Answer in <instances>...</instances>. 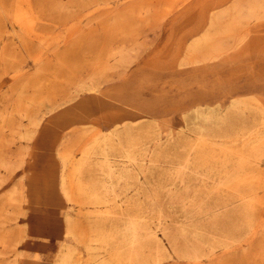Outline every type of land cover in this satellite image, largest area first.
Returning a JSON list of instances; mask_svg holds the SVG:
<instances>
[{
    "label": "bare ground",
    "instance_id": "bare-ground-1",
    "mask_svg": "<svg viewBox=\"0 0 264 264\" xmlns=\"http://www.w3.org/2000/svg\"><path fill=\"white\" fill-rule=\"evenodd\" d=\"M12 1L11 11H7L5 0H0V23L5 19L13 22L19 28L16 35L26 45L33 39L46 42L51 35L41 31L39 25L53 15L39 14L38 0ZM158 5L163 8L164 20L179 13L181 32L188 37L184 41L187 44L191 41L184 56L187 62L184 60L179 65L217 64L213 73L223 84H230L239 72L264 79V0H142L108 13L102 19V34L88 44L89 53L95 58L87 63L86 74H80L79 67L71 71L64 56L59 58L60 65L54 69L48 84L42 78L44 70L51 69L46 65L40 66L34 79L20 81L7 94L6 103L15 102L13 111L20 119L28 120V125L18 126L20 139L37 142L38 150L47 153L48 164L43 171L35 163L30 165L25 174L30 195H20L25 192L24 188L9 191L0 203V219L6 216L5 202L31 204L34 208L33 193L42 184L56 213H60V201L65 200L66 211L61 219L64 240L55 264H152L151 258L155 262L164 261L171 257L165 255L159 231L172 242L178 256L190 264H199L202 258L212 257L216 248L228 250L247 241L257 205H263L259 198L264 193L263 175L250 169H257L264 161V98L233 94L226 106L198 105L190 116H185L187 120L192 119L190 127L182 130L177 138L173 133L166 134L165 142L159 125L147 115L125 111L124 116H117L106 111L108 98L104 96L101 82L110 71L135 62L130 52L118 50L120 25L135 15L151 17L154 10H159ZM54 8L61 12L66 9L60 5ZM205 13L209 14L207 21L197 29L188 27L198 15ZM6 33L0 24V37ZM79 40L73 34L67 45L70 48ZM182 42L176 39L174 46H182ZM228 42L233 45L228 46ZM179 49L177 55L182 53ZM229 51L233 57L224 60L222 56ZM14 59L7 47L0 49L1 64L8 65ZM165 60L164 56H155L147 66L164 68ZM46 85L74 88L65 97L68 103L74 101L71 107L49 119L44 118L45 114L39 118L28 113L22 101L26 91L32 89L34 95L43 99L40 103H50L54 93L44 91ZM28 100L33 103L37 99L29 97ZM48 108L52 111L55 105ZM97 116L109 118L108 130L99 126ZM14 118L8 109L0 113V188L6 181L1 170L9 171L13 166L3 150L6 140L2 135L13 130ZM151 145L155 149L150 154ZM25 153L32 154L30 149ZM163 156L169 164V175L180 180H173L169 185L159 184L155 189L149 180L139 179L143 174H152L156 161ZM24 163L21 159L17 165ZM187 176L201 181V189L194 188L192 180H183ZM131 190L135 191L133 196ZM163 194L171 203L186 206L184 215L189 223L177 221L171 230ZM85 208L90 213L83 223ZM20 215L27 220L19 212L10 218L17 229L0 230V246L5 250L0 255H13V264L25 261L26 254L18 246L29 239L32 230L28 222L19 223ZM234 215L238 219L232 222ZM201 219H207L204 222L212 229L227 222L231 227L222 234L199 232L196 227ZM55 232L61 235L59 230ZM47 233L39 232V235ZM200 235L208 240L203 241ZM78 245L91 258L83 260ZM258 247L260 251L255 256L264 264V238Z\"/></svg>",
    "mask_w": 264,
    "mask_h": 264
},
{
    "label": "rangeland",
    "instance_id": "rangeland-1",
    "mask_svg": "<svg viewBox=\"0 0 264 264\" xmlns=\"http://www.w3.org/2000/svg\"><path fill=\"white\" fill-rule=\"evenodd\" d=\"M56 2V3H55ZM108 2V4H107ZM142 0H38L37 12L39 14L48 15L52 14L53 17L48 21L41 22L39 29L44 33L50 34L46 42L40 43L38 39L31 40L28 45L24 44L19 36L16 35L19 28L13 24L9 19H5L2 26L5 27L7 33L0 37V49L7 47V49L14 55L15 59L10 61L8 65L0 63V113L8 109L12 112L14 123L11 131L3 133L2 137L6 140L3 143V150L7 158L13 162V166L9 171L1 170L2 177L6 180L3 187L0 188V203L3 202L5 195L9 193L13 188H24L25 192H21V196H29V185L25 174L29 172V167L32 163H35L39 171H43L48 164V155L45 151L38 150L37 142H26L20 139L18 132V126L20 123L28 125V120L20 119L19 115L13 111L15 109V102L11 101L7 104L5 98L11 90L17 86L21 81L34 79L38 73L41 65H46L51 68L50 70H44L42 78L44 83L48 84L54 76V69L59 67V58L67 56L69 69L72 71L76 67H79L80 74H86V66L90 60L95 56L89 53L88 44L92 39H96L97 35L102 34L101 21L107 18L108 13L120 11L124 6L141 3ZM12 0H5L7 5V11H11L9 8ZM55 5L64 6L66 9L62 12L54 10ZM159 10H154L151 17L145 15H135L126 23L120 25V36L118 40V50H124L130 52L135 62L129 66H119L113 71L109 72L107 78L101 82V87L104 92L106 100V111L112 115L124 116L125 111H134L136 113L144 114V111L139 106H124L118 104H112V102H123L126 104L128 99L134 98L136 102L146 99V101L152 105L151 116L147 115L150 120L156 122L163 136V142L166 141V134L173 133L175 138L180 135L182 130H187L192 123V119L185 118L190 116L192 109L198 105H217L221 103L226 106L229 101V97L233 94H242L244 97L252 98L259 97L264 98V80L257 85L259 77L249 76L245 73L239 72L238 75L230 82V84H223L217 80L213 73L217 83L222 88L211 90V98H208L204 92H209V88L204 89L193 88L194 83L199 85V82L195 79H189L190 76L186 73H179L175 70L177 67H190V68H202L206 69L211 66V70L217 68L219 65L208 64L206 67L202 65H179L182 61L187 62L185 58L186 47L189 43H185L181 32V17L179 13L172 14L168 19L162 18L163 8L158 5ZM61 12V13H58ZM199 18L193 22V29H197V26L203 24L209 18V14L198 15ZM103 19V20H102ZM226 22V21H225ZM223 22V23H225ZM79 36V41L69 48L67 40L71 35ZM176 39L183 41L182 46H174ZM228 46H232V42L227 43ZM6 45V46H5ZM230 46V47H231ZM97 48V47H94ZM180 48L182 53L177 55V49ZM94 51V50H93ZM37 55V58L34 56ZM233 52L229 51L225 53L222 58L229 60L233 57ZM33 56V57H32ZM155 56H164L165 67L160 69H153L147 66ZM45 67V66H44ZM160 70H167L164 72H158ZM134 71L144 72L138 73L134 76ZM155 73L150 75L149 73ZM253 78L254 82H244L240 88L241 80L247 81ZM18 78V79H17ZM247 79V80H246ZM144 81V82H143ZM196 81V82H193ZM20 82V83H21ZM253 85V86H252ZM55 86V85H54ZM51 87L46 85L44 91L54 93L51 97L50 103H40L43 101L38 95H34L32 89L26 91L25 97L22 99L23 108L28 109V113L41 117L45 114V119L57 116V114L66 107H71L72 103H68L65 97L74 91V88L60 86ZM252 86V87H251ZM10 87V88H9ZM56 88V89H55ZM54 90V91H52ZM11 94V93H10ZM29 97H36V101L29 103ZM76 101V100H75ZM48 105H55V109L50 111ZM99 126H108L104 130H108L110 126V120L108 117L97 116ZM96 118V120H97ZM187 120V121H186ZM39 138H37V141ZM10 141V142H8ZM27 149H30L32 154L30 156L25 155ZM154 145H151L149 153L154 152ZM151 156V155H150ZM24 159L23 166L17 165L18 162ZM156 169L152 174L142 175L139 179L149 180L155 189L159 184L169 185L176 179L170 176L169 164L166 162L164 156L160 157L155 163ZM219 171V170H217ZM263 175L261 180H264V161H262L257 169H250ZM147 177V178H146ZM183 180H192V185L196 189H201L203 183L196 178L189 176L184 177ZM179 189L182 186L176 184ZM138 185L136 186V188ZM44 184L40 185V188L36 187L33 193L34 208L31 204H21L18 202H5V217L0 219V230L5 229H17L14 221H10L17 213L25 214L27 220L23 215H20L19 223L24 224L28 222L31 226V232L29 239L24 244L18 246L19 251L25 252V261L20 264H55L59 259V250L61 243L64 240L63 228L64 223L61 220L64 212L66 211L67 202L61 200L60 213H56L53 204L49 201V197L45 193ZM134 190L130 191V195L133 196ZM143 197V195H140ZM164 203H166V213L168 215L167 223L170 224L171 230H174L175 223L178 221L184 222L185 220L184 209L182 203H171L168 196L164 195ZM263 205H257L256 212L253 216L255 218L254 226L247 235V241L231 249L216 248L212 257H204L199 264H262L261 259L255 256V253L260 251L259 244L264 238V193L259 195ZM186 205L188 204L185 203ZM188 207V206H187ZM89 208L83 209V223H86ZM57 214V215H55ZM86 219V220H85ZM190 219V218H188ZM238 219L237 215L232 216V222ZM207 219H201V223L196 227L199 232L205 231L207 233L215 232L216 234H222L224 229L231 227L229 222L225 226L220 225L217 229H212L207 224ZM54 223V224H53ZM53 227V228H52ZM188 228H191L190 226ZM232 229V228H230ZM52 230V231H51ZM59 230L61 235L55 231ZM51 231V232H50ZM39 232H49L45 235H39ZM160 242L164 246L165 255L168 258L164 261L155 262L154 258H151L152 264H190V262L178 256L175 253L172 242L161 232H158ZM190 235V232H189ZM200 235V239L203 241L208 240L206 236ZM72 244L76 245L75 241ZM82 252V259L86 260L91 258L86 249L82 245H78ZM5 250L0 246V253ZM264 253V249H263ZM13 255L6 254L0 255V264H13ZM155 262V263H154Z\"/></svg>",
    "mask_w": 264,
    "mask_h": 264
},
{
    "label": "crops",
    "instance_id": "crops-1",
    "mask_svg": "<svg viewBox=\"0 0 264 264\" xmlns=\"http://www.w3.org/2000/svg\"><path fill=\"white\" fill-rule=\"evenodd\" d=\"M164 71L167 72V70H160L158 72H161L162 73ZM171 71H177L179 73L182 72V73H185V74L187 73L190 76L189 79H195V80H197V82H199V85L197 83H194L193 88L198 87L197 89H199V90L200 89H204L203 87L209 88L208 89L209 92H207V91L204 92L203 91V93H205L208 98H211V90H214V89H217V88H222L221 85H219L217 83L216 79L214 78L213 71L211 70V66L208 67L207 70L206 69H202V68H198V69H196V68L194 69L193 68L192 69L190 67H177V69H175V70L172 69ZM158 72H155V73H151L150 72L149 74L152 75V74H156ZM133 73H134V76L137 75L138 73L145 74L144 72H139V71H134ZM263 80H264L263 78L259 77L258 80H256L257 81L256 84L257 85H260V83ZM193 82H196V81H193ZM244 82H254V80L251 77L247 81H244V80L239 81L238 83H240V88H241V86H242V84ZM126 102H127L126 104H122L123 102H120V101L116 102L115 101V102H112V104H118V105H124V106H139V107L142 108V110L144 111L145 114H147V115L149 114V116H151V113H152L151 112L152 105L149 104L146 101V99H143V100H140L139 102H136V100L134 98H132V99H128V101H126ZM105 127H108V126L104 125L103 126V129H105Z\"/></svg>",
    "mask_w": 264,
    "mask_h": 264
}]
</instances>
